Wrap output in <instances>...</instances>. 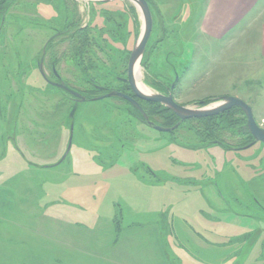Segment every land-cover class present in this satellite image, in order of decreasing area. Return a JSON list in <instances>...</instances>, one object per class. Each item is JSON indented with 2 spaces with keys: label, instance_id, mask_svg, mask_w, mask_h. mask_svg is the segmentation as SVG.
<instances>
[{
  "label": "rangeland",
  "instance_id": "obj_1",
  "mask_svg": "<svg viewBox=\"0 0 264 264\" xmlns=\"http://www.w3.org/2000/svg\"><path fill=\"white\" fill-rule=\"evenodd\" d=\"M146 1L137 83L166 94L177 77L172 97L192 108L235 95L264 128V0L217 37L199 31L206 0ZM141 28L129 0H0V264H264V144L226 150L248 140L244 115L221 127L225 146L189 149L193 121L160 132L40 72L86 99L120 90Z\"/></svg>",
  "mask_w": 264,
  "mask_h": 264
},
{
  "label": "water",
  "instance_id": "obj_2",
  "mask_svg": "<svg viewBox=\"0 0 264 264\" xmlns=\"http://www.w3.org/2000/svg\"><path fill=\"white\" fill-rule=\"evenodd\" d=\"M103 1H111V0H103ZM129 1L133 2L140 11L142 17V28L140 35L136 40L135 44L133 45L130 54L128 56L127 74L125 81L129 84V87L135 98L143 101L159 103L163 105L177 117V121L173 125L168 127L162 126L152 121L147 115V113L140 106V104L133 97H130L129 95L116 90H111L100 96L93 97L91 98V100H100L108 97H118L123 100H126L139 112L141 120L144 124H146V126L160 132H172L186 120L200 119V118L214 116L229 108L237 107L243 112V114L246 117V131L251 135L252 140L248 144L240 148H233V149H241V150L246 149L258 142L264 144V128L260 127L256 123L253 116L252 108L241 98L235 95L221 96L217 98L215 104L192 108L175 102L170 92H168L167 94H163L160 92H144L139 88L135 74L139 64L141 63L145 45L147 43V40L151 32L152 17L146 0H129ZM40 72L48 84L66 92L67 94L74 97L75 100L77 101L82 102L86 100V98L83 95H81L78 91L71 89L68 86H66L64 83H62L59 75L54 69H52V72L54 76L57 78V81L48 80L43 74L42 70H40ZM173 85L174 82L171 84L170 89L173 87ZM71 133H72V127H70V138H71ZM70 138H69V145L71 142ZM66 152L62 156L61 160L58 161V163L65 158Z\"/></svg>",
  "mask_w": 264,
  "mask_h": 264
},
{
  "label": "trees",
  "instance_id": "obj_3",
  "mask_svg": "<svg viewBox=\"0 0 264 264\" xmlns=\"http://www.w3.org/2000/svg\"><path fill=\"white\" fill-rule=\"evenodd\" d=\"M76 31V30H75ZM81 33H86L85 30L82 29L81 32H77V34H81ZM56 71V70H55ZM58 74V73H57ZM120 76V75H117ZM178 80V78H177ZM174 82V81H173ZM169 87V86H168ZM105 88H108L107 85H105ZM167 90V88H165ZM161 90H163L161 88ZM172 89H170L168 92H171ZM90 99H86L85 101H90ZM124 101V100H123ZM205 102H201L200 104L206 103ZM150 108L146 109L143 107V110L147 113V115L150 117L151 113H158L160 114L162 119H166L164 120L160 125L162 126H171L173 125L176 121H177V117L166 107H164L163 105L159 104V103H151L150 104ZM151 109V111L149 110ZM129 113H132L131 110H129ZM239 114L242 115V117H244L245 115L243 114V112L237 108H231L221 114H218L216 116H210V117H206V118H200V119H191V120H186L184 121L182 124H180L175 130H177L179 127L184 126L185 123L189 122V121H193L194 124H190V127L195 131L194 133V137L195 135L198 136V141H195V138L192 139V141H190L189 143H181L179 142L182 146H184L185 148H189V149H200V148H205L211 144H220V146H225L224 142L218 138H222L221 134V130L223 128H221L222 126L226 127V129H229L230 132H233V126L236 122H234L232 120L233 115ZM140 117V114L137 112V114ZM244 115V116H243ZM137 117V119H139L141 122V117L139 118ZM221 119V120H220ZM244 121H242L243 123L241 124V128L238 130H235L236 132L238 131L240 133V135H245L247 137L248 140H246L244 143L240 144V145H233V146H228V147H232V148H240L246 144H248L251 140L252 137L251 135L246 131V117L243 118ZM221 121V122H218ZM124 123V120L122 121ZM143 123V122H142ZM193 125V126H192ZM175 130H173L172 132H170L171 135H175ZM190 130V129H189ZM191 131V130H190ZM192 132V131H191ZM193 134V132H192ZM121 136V135H120ZM123 139V140H122ZM118 138V141L121 143L122 141H125V139L122 137ZM177 141V139H175ZM175 142V141H173ZM200 142V143H199ZM124 144V142H123ZM122 144V145H123ZM100 150V149H99ZM154 176V175H153ZM226 247H230V245H227ZM235 247H233L234 250Z\"/></svg>",
  "mask_w": 264,
  "mask_h": 264
},
{
  "label": "crops",
  "instance_id": "obj_4",
  "mask_svg": "<svg viewBox=\"0 0 264 264\" xmlns=\"http://www.w3.org/2000/svg\"><path fill=\"white\" fill-rule=\"evenodd\" d=\"M251 1L252 0H206L202 18L199 23V31L202 34L205 32L213 37L221 35L231 25L238 13L251 5ZM157 231L159 236L163 235L162 232L166 235L174 234V231L170 229L164 230V228H157ZM163 247L165 248V246ZM182 251H184V249ZM180 253L183 252L180 251ZM179 256L181 255L179 254ZM166 258L168 259V256ZM168 261H171L170 258Z\"/></svg>",
  "mask_w": 264,
  "mask_h": 264
},
{
  "label": "flooded vegetation",
  "instance_id": "obj_5",
  "mask_svg": "<svg viewBox=\"0 0 264 264\" xmlns=\"http://www.w3.org/2000/svg\"><path fill=\"white\" fill-rule=\"evenodd\" d=\"M107 2V1H106ZM123 5V4H122ZM123 7L125 8V11L124 12H127L128 11V9L126 8V6L125 5H123ZM122 12V11H121ZM116 13V12H115ZM118 15H120V16H122V14L121 13H118ZM133 24L135 25L136 24V21H133ZM90 27H91V24H90V22H88V21H86V23H84V24H79V25H77V24H74V28L78 31V32H81L82 31V29L83 30H85L86 32H88L87 30L88 29H90ZM77 31H75V33L77 32ZM101 32V31H100ZM56 36H59V34H55V36H52V37H50V39L48 40V42L49 41H51L54 37H56ZM141 61H142V59H141ZM141 64V63H140ZM126 74H127V71L125 72V76H115V78H116V80H118V81H120L121 82V85L119 86V88H120V90H117V89H112V90H116V91H120V92H123V93H125V94H127V95H129L130 97H133L139 104H140V106L142 107V103H141V101L142 100H140V99H137V98H135V96L133 95V93H132V91H131V89H130V87H129V84L125 81V78H126ZM54 75V74H53ZM55 77V76H54ZM56 78V77H55ZM56 81H57V78H56ZM176 81H177V77H175V80H174V85H173V87L171 88L172 90H173V88H174V86H175V84H176ZM173 83V82H172ZM172 83H170L169 84V87H167V90L169 91L170 90V86H171V84ZM94 88H96V89H98V90H100V91H103L102 93L103 94H105V93H107V92H109V91H111L110 89L108 90V89H104L105 88V86L103 87V86H94ZM172 90H171V92H172ZM170 92V93H171ZM167 94V93H166ZM172 95V94H171ZM174 99V98H173ZM127 104H129L133 109H135L128 101H126V100H124ZM232 108H234V107H232ZM229 109H231V108H229ZM229 109H227V110H229ZM136 110V109H135ZM227 110H225V111H227ZM137 111V110H136ZM225 111H223V112H225ZM138 112V111H137ZM223 112H221V113H223ZM139 113V112H138ZM221 113H219V114H221ZM218 115V114H217ZM214 116H216V115H214ZM218 145H220V144H218ZM226 150H232V151H237V150H241V149H233L232 147L230 148H227ZM243 150V149H242ZM220 199H221V197H220Z\"/></svg>",
  "mask_w": 264,
  "mask_h": 264
},
{
  "label": "bare ground",
  "instance_id": "obj_6",
  "mask_svg": "<svg viewBox=\"0 0 264 264\" xmlns=\"http://www.w3.org/2000/svg\"><path fill=\"white\" fill-rule=\"evenodd\" d=\"M136 74H137V72H136ZM136 74H135V77H136ZM136 80H137V77H136ZM137 84H138L139 88H140L142 91H144V92H148V90H147L144 86H142L140 83H137Z\"/></svg>",
  "mask_w": 264,
  "mask_h": 264
}]
</instances>
